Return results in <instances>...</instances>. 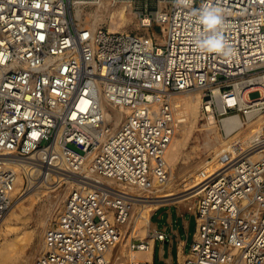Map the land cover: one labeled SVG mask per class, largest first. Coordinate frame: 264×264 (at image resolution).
I'll return each mask as SVG.
<instances>
[{"label": "built area", "instance_id": "obj_1", "mask_svg": "<svg viewBox=\"0 0 264 264\" xmlns=\"http://www.w3.org/2000/svg\"><path fill=\"white\" fill-rule=\"evenodd\" d=\"M204 7L221 10L232 56L197 47ZM139 16L142 33L110 32L79 25L71 0H0V220L15 200L14 161H36L45 176L71 173L81 184L32 264L106 263L135 203L153 199L128 188L155 194L171 176L166 154L182 123L176 95L199 90L205 119L264 116V0H166ZM101 93L125 111L116 127ZM262 129L230 167L199 185L188 206L197 229L179 264H264ZM148 245L131 237L134 250Z\"/></svg>", "mask_w": 264, "mask_h": 264}, {"label": "bare ground", "instance_id": "obj_2", "mask_svg": "<svg viewBox=\"0 0 264 264\" xmlns=\"http://www.w3.org/2000/svg\"><path fill=\"white\" fill-rule=\"evenodd\" d=\"M88 4H95L97 7L95 10L93 9L94 11H88L86 9ZM131 6L130 0H123L120 4H117V0H71L72 13L77 17L79 25H86L94 29L100 28L103 27L102 23L106 18L108 19V30L110 32H130L125 27L131 22L128 16ZM98 101L107 117L112 121L113 126L116 127L124 117V109L110 103L103 93L99 95ZM203 101L202 93L199 90L181 93L174 97L173 102L176 113L179 117H182V123L178 125L166 154L171 176L166 184L160 187L155 194H152L151 191H143L133 187L128 188V191L135 193L137 196L153 199L139 200L135 203L131 219L126 224L120 241L106 253L105 264H131L132 261H139L142 264H154V236L150 232V228L153 225L151 222L152 208L168 202L180 201H184L185 205L192 206L199 185L218 172L230 167L240 152L247 151L252 140L257 135L263 134L264 116L262 114L256 117H246V120L243 119L245 117L237 113L224 117L221 120L225 131L224 134L220 133L217 120L211 116L203 124L204 128L201 129L199 142L192 149L187 150L191 134L200 125ZM55 150L63 154L62 145L56 144ZM259 154V151H255L254 156ZM14 167L18 172L16 187L13 191L14 196L18 195V192L23 189L25 178L30 183H34L32 185L35 191L38 187H45L40 192H29L31 191L29 190L25 193L23 192L25 196L24 194L22 196L18 195L17 204H12L5 216L0 220V264H21L19 261L20 253L31 235L26 231L20 230V232H16L12 236L11 232L15 229L14 223L20 215L19 210L21 212L27 210L22 204L23 201L31 199V203H33L38 194L45 192L47 189L57 191L59 186L62 185V181H67L66 191H61L59 195L52 196L53 199H50L54 211L48 217L41 216L40 218V222L44 226L40 247L42 249L47 227L63 210L68 195L67 192L81 187V184L76 181V176L71 173H65L64 176L66 177L64 178L59 175L60 178L57 181H53V176L49 173L45 177L44 183L36 186L39 182V177L45 174H41V169L36 161L29 159L14 161ZM177 181H179L178 184ZM54 182L57 183L54 184ZM133 236L149 241L148 248L132 249L130 240ZM117 247L121 251L120 255L117 254L115 260H112V251ZM179 256L180 261H182L184 254L181 249Z\"/></svg>", "mask_w": 264, "mask_h": 264}, {"label": "rangeland", "instance_id": "obj_3", "mask_svg": "<svg viewBox=\"0 0 264 264\" xmlns=\"http://www.w3.org/2000/svg\"><path fill=\"white\" fill-rule=\"evenodd\" d=\"M121 1H123V0H117V4H120ZM130 1H131V4H132V6H131V10L132 11L131 10L129 11L128 16H129L131 22L125 28L128 29L132 33H142L144 31L142 29V27H140V25H139V23H140L139 14H140V11L146 5L149 6V8L151 10H156L157 8L163 7L165 5V3H166V0H130ZM88 6L86 7V9L88 11H92L93 9L95 10L96 7H97V5H95V4H92V5L88 4ZM102 25H103V27L108 29V27H109L108 19L105 18V20L103 21ZM259 95L260 94H259L258 91H253V92L250 93V97L251 98H257ZM243 119L246 120L247 118L245 117ZM205 122H206V119L201 117L200 125L196 128L195 131H193V133L191 134V136L189 138V142H188V145H187V150L192 149V147L199 142L201 129L204 128L203 124ZM217 124L219 125L220 133L224 134L225 131H224L223 127H222V123H221L220 119L217 120ZM68 147L73 149V150H75V151H77V152H79V153H83L82 149L77 147L74 143H69ZM203 156H205V155H203ZM42 176L43 175H41V177H39V179H38L39 182H38V184L36 186H39L42 183H44V180H45L46 176H45V174H44L43 177ZM52 176H53V181H57L58 178H60L59 175L56 176V177H55V175H52ZM61 176L63 178L66 177V176H63V175H61ZM25 180L26 181H25V185H23V189H21L18 192L19 196H22L26 191H29V190H31L29 192H34L35 191L34 186H33L34 183H30L27 178H25ZM56 183L57 182H54V184H56ZM178 183H179V181H177V184ZM61 184L62 185L59 186L57 191L56 190L55 191H51L50 189H47V190H45V192H42V193L38 194V196L35 197V201L33 203H31V199H26L25 201L22 202V204L25 206V208L27 210L25 212H21L19 210L20 215H19L18 219L14 223L15 229H13V231L11 232L12 236H14L16 232H20V230L24 231V232L26 231L27 233H29L31 235L28 238L27 243L24 245L22 252L20 253V260L19 261H20L21 264H32L34 259H35V257L37 256L39 250H41L40 247H41V244H42L44 226H43V223L40 222V218H41V216H47L48 217L54 211L53 210L54 207L51 204L50 199H53L52 196L59 195L61 191L65 192L66 188H67V185H68L67 181H62ZM44 187L43 186L38 187V189L35 192H37V191L40 192V190L44 189ZM20 192H21V194H20ZM68 192H67V194H68ZM49 193H50V195H49ZM18 195H15V200H14L15 203L13 202V205L17 204L18 201L16 202V200L18 199V197H17ZM24 196H25V194H24ZM21 198H24V197H21ZM170 203H173V202H170ZM177 203H179V202H177ZM180 203L183 204L184 201H180ZM161 211H163V210H161ZM154 219H157V218L155 217ZM189 219H190V231H189L188 243H187L188 247L191 246V243L193 241V232L195 230V218L191 216ZM158 221H159L160 224H163V219H159ZM120 252L121 251H120L119 247L115 248L112 251L111 259L115 260V256L117 254L120 255ZM178 263L179 262H176L174 264H178Z\"/></svg>", "mask_w": 264, "mask_h": 264}, {"label": "crops", "instance_id": "obj_4", "mask_svg": "<svg viewBox=\"0 0 264 264\" xmlns=\"http://www.w3.org/2000/svg\"><path fill=\"white\" fill-rule=\"evenodd\" d=\"M152 209L153 212L151 215V222L153 225L150 228V232L160 231L165 233L164 240H159L156 237L153 238V263H180V249L182 250L185 257L191 248V246L188 247L187 245L190 231L189 218L191 216L195 218V216L188 211V205H185L184 203L182 204L180 202L168 203L166 205L161 204V206L157 205ZM155 217L157 219H154ZM159 219H163V224L159 223ZM196 229L197 223L195 218V230L193 232V238Z\"/></svg>", "mask_w": 264, "mask_h": 264}, {"label": "clouds", "instance_id": "obj_5", "mask_svg": "<svg viewBox=\"0 0 264 264\" xmlns=\"http://www.w3.org/2000/svg\"><path fill=\"white\" fill-rule=\"evenodd\" d=\"M179 2L187 3V0H179ZM198 20L204 26L205 32L196 38L197 47L203 52H215L226 57L232 56L233 50L220 34L223 26L221 10L216 7H204L200 10Z\"/></svg>", "mask_w": 264, "mask_h": 264}]
</instances>
